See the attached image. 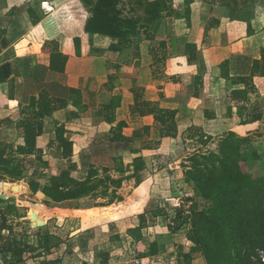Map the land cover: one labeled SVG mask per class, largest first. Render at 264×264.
<instances>
[{
  "label": "trees",
  "instance_id": "obj_1",
  "mask_svg": "<svg viewBox=\"0 0 264 264\" xmlns=\"http://www.w3.org/2000/svg\"><path fill=\"white\" fill-rule=\"evenodd\" d=\"M80 1L90 14L84 26L85 33L109 38L116 42V45L121 49L129 46L132 37L142 36L145 41H153L162 21H165V31L170 36L177 37L182 33L174 30L169 22L171 18L180 16L175 14L172 0ZM234 1L238 3V0ZM193 2L194 0H184L185 9L182 18L187 23V30L190 16L189 6ZM255 4L256 1L250 8L245 6L243 8H232L229 18L233 20L253 18ZM27 14L31 24L36 25L38 19L35 17L34 11L29 9ZM146 22L153 26H148ZM217 26V22L210 20L202 35H206L209 29ZM1 43L6 48V42L2 40ZM163 45L164 43L161 44V46ZM39 47L40 43H35L30 47L16 50L18 56L29 55L30 53L48 55L49 63L47 67L34 66L32 69L28 83L29 86L33 87V92L27 96L26 100L19 101L15 96L14 88H12L8 99L19 101L18 108L21 111V122L16 130L23 143L18 147V153L24 157L36 155L37 160L41 161L42 152L36 148V140L43 133L44 119L51 117L56 111L66 109L70 102L74 107H78L80 102L78 90L69 89L56 81L50 80L51 76L64 74L68 53L79 56L80 40L74 38L69 41L68 46L66 45L64 48V52H61L60 45L56 41L45 42L40 50ZM197 48L198 46L195 43L186 44L187 64L197 63L201 60V54ZM250 64L248 74L239 76L233 82L235 85H242L244 88L233 90L228 96L229 101L241 105L243 110L250 105V94L255 92L253 78L264 77V49L260 51V58ZM228 67V61L220 65V78L228 79ZM18 76L19 71L13 62L0 65V84L6 83L11 77L15 79ZM10 81L13 82V80ZM189 81L190 85L185 97L182 94H177L174 98L165 99L162 94H159L160 101L168 104L181 103L186 105L188 99L197 98L202 87V79L195 76L189 78ZM171 82L179 84L174 77L171 78ZM106 86H108V83ZM132 94L134 104L130 110L131 115L152 116L153 127H142L130 138H127L122 135L126 123H117L101 142L106 144L108 150L121 149L137 155L139 150L156 148L159 146L161 139H171L173 141L178 139L182 127L177 123L176 109L161 108L158 103L147 102L139 92L135 91ZM119 101V97L112 98L106 109L117 107ZM260 109V105L253 106V114L248 121L249 123L261 120L262 113H260ZM151 131H153V136L156 139L149 140L152 135ZM54 143L56 144L55 156L64 165L61 164L56 172L49 176L45 184H40L33 179L28 183L30 191L33 194L40 192L46 198V203H79L81 199L96 198L98 192L100 196H105L107 184L112 185L114 189L120 188L122 183L120 179L99 177V171L90 162L92 157L100 156V148L92 154L80 155V171L78 174L81 175V178H75L72 173L77 172L78 166L72 161L73 143L64 136L62 127L56 129ZM136 144H139V148ZM246 144H248L246 139H240L230 132L221 140L218 153L193 155L188 159L190 166L184 172V183L191 184L196 199L186 198L182 208L176 210L175 218V220H180L181 227L187 222L190 224L186 239L179 246L178 257L182 258L184 264H190L194 254L200 255L205 264H264L257 259V251L264 250V174L254 175L240 166L242 147ZM4 155V148L0 144V166L2 167L0 172L3 175L6 174L10 179L23 180L24 177L21 171H9L3 168L8 165V160L4 158ZM132 167V177L135 178L136 186H138L142 181L141 177L146 168L145 160L140 156L135 157L132 161ZM45 169L50 171L48 167ZM85 172L86 175L82 177ZM33 175H36V172ZM1 180H4V178L1 177ZM100 189H103V191L100 192ZM187 204H190L188 207L189 216L185 217V206ZM99 205L95 204V206ZM145 205H142V210H133V215L137 217L138 224L136 227L126 230L127 237H130L136 244H143L147 247L146 250L138 254L137 259L158 254L157 243L146 239L142 231L153 225L152 221L166 215L163 210H157L156 213L143 212ZM8 209L14 208L9 207ZM9 210L0 211L1 231L5 229L9 232L12 231V227L7 225ZM149 221H151L150 224ZM95 223L98 224L94 225ZM103 225L104 223L100 219H91V221L84 224L85 229L76 236V244L91 240L94 237L95 227ZM107 226L108 233H113L114 222H108ZM171 230L178 229L171 228ZM48 239V236L45 235L44 243L39 242L36 246L29 244L18 246L9 243L1 251L5 256L10 255L9 264H32V260L40 258L42 252L48 251ZM184 247L188 248V252H182ZM71 253L70 250L67 251V254ZM93 256L99 259L100 264H109L110 256L108 252H101L96 246L93 247ZM59 263L60 260H53L45 264Z\"/></svg>",
  "mask_w": 264,
  "mask_h": 264
},
{
  "label": "crops",
  "instance_id": "obj_2",
  "mask_svg": "<svg viewBox=\"0 0 264 264\" xmlns=\"http://www.w3.org/2000/svg\"><path fill=\"white\" fill-rule=\"evenodd\" d=\"M9 1L3 0L2 3L6 5ZM18 1L25 12V19L27 20L24 23L25 29L28 25L30 28H27V34L24 33L26 35H23L17 41L15 50L35 43H40V50L45 42L56 41L60 45L61 52H64V48L66 45L68 46L69 41L74 38L80 40L79 56L68 53L64 74L56 75L62 86L78 90L79 105L74 107L70 102L66 109L54 112L44 122L45 129L47 127H62L65 129V136L73 143V152L76 153L77 160L78 155L82 153L92 154L99 148L101 149L100 156L92 157L93 163L96 165L98 161L108 160L107 156L111 150H108L106 144L101 142L110 129L114 128L119 122L126 123V127L122 130V135L127 138H130L142 127H153L152 116L131 115L130 110L134 104L132 92L135 91L141 93L143 99L147 102L158 103L161 108L176 109V118L179 126L188 128L192 125V128L188 130L180 129L178 139L174 141L161 139L159 146L151 150H139L137 155L118 149L121 150V152H117L119 163H121L122 154L123 156L128 154L132 160L140 156L145 160L146 168L141 177L142 181L138 186H136L135 178H133L131 181H122L120 188L117 190L111 188L108 192L114 193L124 198V200H127V197L132 198L133 194H135V199L140 203L138 207L136 206L137 208L130 206L128 209L125 208V210H114L112 207L115 205L108 203L107 207L104 208H102L103 206H94V208L88 210H75L74 213H83L86 214L85 216H89L94 211L112 208V212L114 211L112 213V221L117 229H123V231L119 232L120 234L137 226L138 220L133 215V210H142L143 204L158 203L163 198L166 199V197L167 199H181L184 202L185 199L182 200L184 195H190L189 193L193 195V190L184 182L182 183L184 172L188 169L186 167L188 163L184 161L188 155L186 153L193 150L190 147L186 150L184 148L174 150V147L180 141L182 135L189 130L191 133L203 131L209 136L235 132V129L231 130L228 126L230 118L228 116L222 117L220 113L223 107H233L236 104L226 101L224 95H222L225 83L217 78L220 73L219 66L222 62L228 61L229 73L243 76L248 74L250 63L260 58V51L264 49V0H238L235 5L234 0H212L211 2L214 3H209L208 0H194L189 6L188 30L187 23L182 18L185 9L184 0H174L173 8L181 14L178 18L171 20L170 23L174 30L182 33L177 37L170 36L167 40L165 34H163L160 45L164 43V46L161 47L165 51L170 45L167 41L170 43L178 41H180L179 43L184 42L187 44L195 43L201 54V60L197 63L187 64L184 49L180 56H172V58H178L176 60L172 59L170 61L171 66L168 64L169 66L166 67V70L164 69V74H161V76L159 74L156 79L154 78V70L156 69L154 63L158 54V49L155 48L158 47L156 46L159 40L158 37H155L153 41H145L142 36L132 37L129 46L121 49L116 45V42L109 38L85 33L84 26L90 14L80 0ZM254 1H256V4L254 6L255 10H253V18L241 20L229 18L230 9L243 8L244 6L250 8ZM34 3L36 4L33 5ZM29 9L34 11L37 19L39 18L35 27L31 24L27 14ZM221 10L226 14L223 16L216 14L217 11ZM210 20L217 22L218 26L209 29L206 35H202ZM162 23L165 28V21H162ZM193 32L196 34L195 37L192 36ZM247 32H251L250 35H247ZM234 41H239V45L243 46L241 48L242 51L235 50L234 46L233 48L229 47L228 44ZM24 58L34 59V66L47 67L49 63L48 55L30 53L29 55H24ZM234 68L238 71L234 72ZM195 76L202 79L201 88H203L197 98H190L186 101V105L181 103L168 104L160 101L159 94H162L165 99H171L180 90V84H173L168 80L169 78L174 77L180 83ZM107 83L108 86L105 87ZM253 85L260 96L259 105L262 109L261 122L263 123L264 77H254ZM227 89H230L229 91L242 90L243 87L227 88L226 86V93H228ZM114 97L120 98L117 107L106 109ZM6 105L12 112L18 110V101L6 100ZM213 112H215V115ZM45 129L44 135L37 138L36 143L39 149H43L51 142V136L47 138ZM251 130L252 124H249L242 128V133L246 135ZM151 134L149 140L154 139L152 138L153 131H151ZM43 142H45V146H40L44 145ZM136 146L139 148V144H136ZM48 148L51 151L53 147L48 145L46 149ZM118 150H114L112 158L116 156L115 151ZM180 153L185 156L182 154L181 156L178 155ZM178 162L181 163L177 164ZM149 164H151V167L148 168ZM256 166L258 167L257 170L260 169L259 171L262 170L264 172V154L259 156ZM109 175L112 179H120L121 177L114 167ZM100 197L98 195L96 197L97 200L101 199ZM87 199H81L79 203ZM95 203L98 202L95 201ZM169 217H158L155 225L148 228L151 231L148 236L151 235V237L147 239L150 242H156L158 245L159 252L156 256L144 259H137L136 256L135 260L133 249L136 244L130 237L125 236L121 237L119 242L114 243L115 247L112 246V243L107 245V247L111 246L112 250H117L113 254L110 253L109 264H133V262L134 264H181L183 261L181 257H178L179 246L185 241L186 233L182 228L170 232L168 226ZM71 218L74 219L73 216ZM78 218L81 219V216H78ZM82 219L84 220L85 218ZM94 219L98 220L100 218ZM67 222L69 220H64L60 228L63 229ZM97 224L95 223L94 225ZM84 229L85 227L81 226L76 230H71L72 233H70L69 237H76ZM98 231L105 234L108 232V228L106 226L95 227L94 234ZM182 252H188V248L184 247ZM90 258L93 259V255ZM92 259L90 260L91 262L94 261ZM190 264H205V262L200 255L194 254Z\"/></svg>",
  "mask_w": 264,
  "mask_h": 264
},
{
  "label": "rangeland",
  "instance_id": "obj_3",
  "mask_svg": "<svg viewBox=\"0 0 264 264\" xmlns=\"http://www.w3.org/2000/svg\"><path fill=\"white\" fill-rule=\"evenodd\" d=\"M2 1L3 0H0V44H1L0 45V65L4 63H8V62H13L19 71V76L16 77L15 79L11 77V79H9V81H7L6 83L0 84V144H1V147L4 148V154H5L4 158L8 160V165L6 167L4 166L3 168L9 171H14V170L21 171L24 179L20 181H16L14 179H10V177H8L6 174L3 175V173L0 172V183H8L11 185H22L25 188V193L21 194L18 197H15L13 195L14 194L13 192H9L7 199H2L0 197V201H2V203H0L1 211H4V210L7 211L9 210L8 209L9 207L14 208V209L9 210L7 214V220H8L7 225H10L12 227V231L9 232V230L7 229L2 230V231L0 230V247L2 249L3 247L7 246L9 243H13L18 246H23L25 244L36 246V244H38L39 242L44 243V236L47 235L49 238L48 243H47L48 248H49L48 251L42 252V255L40 258L32 260V264H45L48 262H52L53 260H60L59 264H100L99 259L95 258L94 256H93L94 261L93 262L90 261L92 259L90 258V256L93 255V247L96 246L98 250H100L101 252L103 251L108 252L110 256V253L113 254V252L115 253L117 250L115 249L112 250L111 246L107 247V245L112 243V246L115 247L114 243L119 242L121 240V237H125L126 231L119 234V232H121V230L123 231V229L121 228L117 229L115 226L113 233L107 232L103 234L102 232L98 231L96 234H94V237L88 242L78 243V244H76V237L69 239L71 238L69 237L70 233H72L73 230H76L77 228H80L81 226H84V224H86L87 222L91 221L90 218H92L93 220L94 218H100L101 222L104 223L103 226H106L108 228L107 226L108 222H113L112 221V216H113L112 208H114V210L120 209L121 211V209L125 210V208L128 209L130 206H133V208H137L140 205V203H138V200L135 199V194H133V196L130 194L132 198L127 197V200H124V198L118 195H115L114 193L112 194L109 193L108 191L111 188H113V186L109 184H107L106 195L101 196L100 197L101 199L97 200V198H92V199L81 201L80 203H74V202L73 203L68 202V203H62V204H55L52 202L46 203V198L40 192L33 194L30 191L29 185H28L30 180L33 179L39 182L40 184H45L49 176L55 173L56 170L59 168V166H61V164L64 165V163L60 161L58 157L55 156L56 144L54 142H55L57 128L47 127L45 129L44 122L46 118L43 121V133L41 136L44 135V129H45L46 130L45 134L47 138H50L51 136V142L48 145L53 147L52 150L50 151L49 148L46 149L48 145L45 146V142H43L44 145H40V146H45L43 149H39L36 143V148L42 152L41 158H40L41 161L37 160L36 155L24 157L20 155L17 151L18 147L21 146L23 143L22 139L20 138L16 130L21 122V114H20L21 111H20V108H18V110L14 112L10 111L6 105V100H9L8 98H9L10 92H12V88H14L15 96L21 102L26 100L27 96L33 92V87L29 86L28 80L32 74L31 71L34 68V65H33L34 59H30V60L25 59L24 55L18 56L15 50V45L17 41L23 35H26L27 34L26 29L30 28V26L28 25L26 26V29H25L24 23H26L27 20L25 19L26 18L25 12H24V9L21 7L22 5H19L18 0H10L9 3H6V5L2 3ZM149 1H152V0H149ZM173 1L174 0H172V2ZM211 1L212 0H208L209 3H214ZM35 4L36 3H34L33 5ZM234 5H235V2H234ZM175 14L180 15L181 13L179 14V12L175 10ZM216 14L223 16L226 13H224L223 10H221V11H217ZM174 19L176 18L175 17L171 18L169 22H171V20H174ZM146 24L150 27L153 26L152 24H149L147 22ZM162 24L163 23L161 22V25L159 26V29L157 30V33L155 34V37H158L159 39L156 45L158 47H155L156 49H158V54L155 57L156 60L154 59L155 60L154 65L156 67V69L154 70L155 77L152 75L155 79L156 77H159V74L160 76L161 74L162 75L164 74V69L166 70V67L170 65V61L172 59L176 60L178 58V57L172 58V56H176V55L180 56L181 53L185 49V45L187 44L184 42L179 43L180 41L173 42V43H170L167 41V43L170 45L169 47H167L168 49L166 48V50L164 51V49H162L160 45L161 43L160 40L163 38V34H165L166 40L169 39L170 35L166 33V31L164 30L165 28L163 27L164 25L162 26ZM33 27H35V25H33ZM250 33L251 32H247V35H250ZM192 34H193L192 36L195 37L196 35L195 32H193ZM29 35H32V34H29ZM30 38L33 39L32 37ZM2 40L6 42V48L2 46V43H1ZM30 45L31 44H29L28 46L30 47ZM228 45L230 48L231 47L233 48L234 46L235 50L238 49L242 51L241 48L243 46L241 47L239 45V41H234L233 43L231 42ZM234 69H235L234 72L238 71L236 70V68ZM219 70H220V66H219ZM228 70H230L229 67H228ZM220 74H221V70L219 73V77L217 78L222 80L225 83V88L226 86L227 88L243 87L242 85H235L233 83L239 77L237 76V74L232 75L231 73H229L228 79L220 78ZM171 78H169L168 80L171 81ZM10 80H13V82ZM50 80L56 81L58 83L60 82V80L58 79V77H56V75L52 76ZM179 84L181 87L177 94H182V96L185 97L186 94L188 93L187 89H188V86L190 85V81L185 79V81H182ZM225 88L222 89L223 91L222 95H224L226 101H229L228 96L231 93V91H229L230 89H227L228 93H226ZM201 90H203V88H201ZM250 98H251V102H250V105H248L247 109L243 110L241 105H233V107H223V110H221L220 113L222 117L228 116L230 118V122L228 126L231 130L235 129L234 134L238 138L246 139L248 141V144L242 147V154H241V158L239 161L240 166L254 175H260V174H264V172L262 170L259 171L260 169L257 170L258 167L256 166V163L258 161L259 156L264 154V122L262 123L261 120L253 122V123L248 122L251 118V115L253 114L252 112L253 106L260 104L259 103L260 96L257 94L256 89L254 93L250 94ZM261 111L262 109H260V113ZM213 114L215 115V112H213ZM249 124H252V130L250 132H247L248 134L246 133V135H243L242 128H244L245 126ZM190 126L191 127H188V128L182 127L181 130H184V129L188 130L189 128H192V125ZM227 134L228 133H219L218 135L209 136L205 134L203 131L201 132L194 131V133H191V131H188L182 135V137L180 138V141L177 142V145L174 147V150H179L181 148H184V150H186L188 147H190V149L193 150L192 152L186 153L188 155L186 156V159L184 160L188 163L186 167L189 168L190 162L188 159L191 156L207 155L209 153H218L220 149L221 140ZM64 136H65V129H64ZM65 137L68 140H70L67 136ZM152 138L156 139L155 136H152ZM117 152H121V150L115 151L116 156L114 158H112V155H114V151H111L110 153H108L109 155L107 154L108 160H106L105 159L106 156H104L105 160H103V162L98 161L96 165L95 163H93V160H90V162H92L95 165L96 170L99 171L98 176L101 178L103 177L111 178L109 173L113 170V167H114V169H116V171L121 176L120 177L121 181H129V180L131 181V179H133L132 177L133 176V167H132L133 160L130 159L131 157H129L128 154L124 156L122 154V160H121V163H119L118 161L119 156L117 155ZM83 154L84 153L80 155H83ZM181 154L184 155L183 153H180L178 155L181 156ZM80 155H78V160H77L76 153L73 152L72 161L78 166L77 172L72 173V176L75 178H81L80 177L81 175L78 174L80 171V168H79L80 167ZM179 163L181 162H178L177 164ZM44 165L48 167L50 171H47ZM103 166H106L107 168ZM149 167H151V164L148 165V168ZM1 168L2 167L0 166V170H2ZM35 172H36V175H33ZM82 175H83L82 177H84L86 175V172L83 173ZM1 177L4 178V180H1ZM114 180H118V179H114ZM183 182H184V179L182 183ZM187 186L193 190V187L191 186V184ZM101 191H103V189H100V192ZM189 194L190 195L188 194L184 195L182 200L186 198L196 199L195 193L193 195H191L192 193H189ZM98 195H100L99 192H98ZM186 196H189V197H186ZM111 198L113 199L110 202ZM18 200L22 201L23 203H27L29 205L42 206L43 208L47 209V212L41 215L43 218L41 220L43 221L39 223L38 225L34 226L28 217L30 216V208L27 205L17 204ZM166 200H168L167 197L166 199L163 198V200L158 203L154 202L153 204L152 203L147 204L143 212L147 213L149 211V212L156 213L157 210H163L164 213L166 214L165 216H168V217L170 216L169 217L170 220L168 223L169 231L170 232L172 231L170 230L171 228L172 229L182 228L185 230V233L187 235V231L190 229L189 222L185 223V225L181 227L180 220H177V219L175 220L177 209H174L173 207L168 206L166 204ZM95 201H97L98 203H95ZM108 203H111L112 205H115V206L110 209L94 211L89 216H85L86 214H83V213H77V214L74 213L75 210L92 209L94 208L95 204L96 205L100 204L99 207L103 206L102 208H104V207H107ZM120 205H123V207L119 208ZM75 206H78V207H75ZM185 211L186 212L184 216L185 217L189 216V209L186 208ZM105 213H110L111 216H106ZM71 216H73L74 219H72ZM78 216H81V219H79ZM148 217H149V214H148ZM82 218H85V219L83 220ZM64 220H69V222H67L65 227L62 229L60 228V226L64 223ZM155 222L156 221H152L153 225H151L148 228L153 227L155 225ZM148 223L150 224L151 221H149ZM148 228L142 231V234L146 239L151 237V235L148 236L149 235L148 233L151 232L148 230ZM146 249L147 247L145 245L136 244L135 248L133 249V252H135L134 258ZM69 250L72 252L71 254H67V251ZM8 258L11 259L10 255H8ZM181 264H184V263L182 262Z\"/></svg>",
  "mask_w": 264,
  "mask_h": 264
},
{
  "label": "bare ground",
  "instance_id": "obj_4",
  "mask_svg": "<svg viewBox=\"0 0 264 264\" xmlns=\"http://www.w3.org/2000/svg\"><path fill=\"white\" fill-rule=\"evenodd\" d=\"M9 192H13L15 197L20 196L21 194L25 193V188L22 185H11L8 183H0V197L2 199H7ZM17 204L21 205H27L30 208V216L29 220L32 222L34 226L41 223L43 220L42 214L47 212V209L43 208L42 206L37 205H29L27 203H23L22 201L18 200ZM123 206H119V208H122ZM111 211V210H110ZM116 212V211H115ZM113 213V212H112ZM106 216H111L110 213H105Z\"/></svg>",
  "mask_w": 264,
  "mask_h": 264
},
{
  "label": "built area",
  "instance_id": "obj_5",
  "mask_svg": "<svg viewBox=\"0 0 264 264\" xmlns=\"http://www.w3.org/2000/svg\"><path fill=\"white\" fill-rule=\"evenodd\" d=\"M166 204L170 207H173L174 209H180L183 206V202L181 199L173 198V199H168L166 200ZM190 204H187L185 207L188 208ZM1 211V207H0ZM257 259L261 262L264 263V250H258L257 251ZM8 256H5L0 247V264H9L8 263Z\"/></svg>",
  "mask_w": 264,
  "mask_h": 264
}]
</instances>
